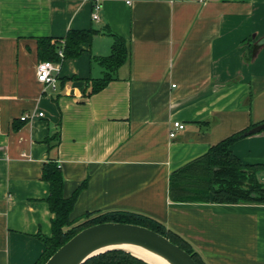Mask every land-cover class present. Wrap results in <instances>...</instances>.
Returning a JSON list of instances; mask_svg holds the SVG:
<instances>
[{"label":"crops","instance_id":"1","mask_svg":"<svg viewBox=\"0 0 264 264\" xmlns=\"http://www.w3.org/2000/svg\"><path fill=\"white\" fill-rule=\"evenodd\" d=\"M90 29L91 45L61 63L59 90L47 91L38 39ZM108 33L126 41L128 60L85 96L86 81L102 76L92 58L110 54ZM26 113L35 116L23 122ZM263 121L264 0H0V264H37L45 253L51 160L66 198L85 183L71 220L138 213L206 264H264V204L174 202L169 193L171 174ZM231 150L264 183V132Z\"/></svg>","mask_w":264,"mask_h":264},{"label":"trees","instance_id":"2","mask_svg":"<svg viewBox=\"0 0 264 264\" xmlns=\"http://www.w3.org/2000/svg\"><path fill=\"white\" fill-rule=\"evenodd\" d=\"M97 32L95 29L71 30L63 39L40 38L38 39V56L41 61L54 63L79 58L84 52V47L91 45V40ZM108 35L112 39L110 54L105 57L92 58L102 67V76L99 79L86 81L90 89L85 91V96L96 94L114 80L118 68L128 60L129 51L126 41L113 33H108ZM60 51L63 52L62 58L59 55ZM262 124L264 121L259 125ZM254 127L256 125L224 139L211 147L201 159L171 174L169 182L170 199L174 202L183 203H208L211 201L228 205L240 202L264 204V186L255 175L258 167L242 164L231 150L238 140L251 135L247 133ZM261 132H264V128L259 131V133ZM43 180L50 185L47 203L55 217L52 220L51 237H41L46 250L37 264H45L62 246L82 230L108 222L146 227L166 237L186 251L192 256L195 264H206L189 242L166 228L162 223L142 214L128 211L91 212L77 220H71L70 215L85 183L73 196L66 198L64 195L65 180L61 167L56 161L51 160L45 165ZM85 264L147 263L125 251L113 250L97 255Z\"/></svg>","mask_w":264,"mask_h":264},{"label":"water","instance_id":"3","mask_svg":"<svg viewBox=\"0 0 264 264\" xmlns=\"http://www.w3.org/2000/svg\"><path fill=\"white\" fill-rule=\"evenodd\" d=\"M263 128L264 124L258 125L247 134L259 133ZM121 246L143 249L162 258L168 264H195L191 255L166 237L143 226L115 222L96 224L82 230L45 264H85L91 258L109 251H125Z\"/></svg>","mask_w":264,"mask_h":264},{"label":"built area","instance_id":"4","mask_svg":"<svg viewBox=\"0 0 264 264\" xmlns=\"http://www.w3.org/2000/svg\"><path fill=\"white\" fill-rule=\"evenodd\" d=\"M99 10V6H94V13L92 14V20L98 21L97 11ZM60 57H63V52L60 51ZM61 71V63H54L51 61H41L37 67V79L39 83H41L47 91L52 93H57L59 90V73ZM35 115L26 113L21 117V121L26 122L30 121L34 118ZM39 117H43V113L38 115ZM174 130H183L184 126L180 122L173 123ZM170 138L175 137V132H170Z\"/></svg>","mask_w":264,"mask_h":264},{"label":"bare ground","instance_id":"5","mask_svg":"<svg viewBox=\"0 0 264 264\" xmlns=\"http://www.w3.org/2000/svg\"><path fill=\"white\" fill-rule=\"evenodd\" d=\"M121 248L127 251L128 253L134 255L135 257H138L150 264H168L162 258L143 249L132 246H121Z\"/></svg>","mask_w":264,"mask_h":264},{"label":"rangeland","instance_id":"6","mask_svg":"<svg viewBox=\"0 0 264 264\" xmlns=\"http://www.w3.org/2000/svg\"><path fill=\"white\" fill-rule=\"evenodd\" d=\"M262 185L264 186V183H262Z\"/></svg>","mask_w":264,"mask_h":264}]
</instances>
